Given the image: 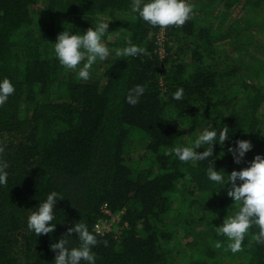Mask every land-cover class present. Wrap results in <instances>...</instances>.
<instances>
[{"label":"trees","instance_id":"trees-1","mask_svg":"<svg viewBox=\"0 0 264 264\" xmlns=\"http://www.w3.org/2000/svg\"><path fill=\"white\" fill-rule=\"evenodd\" d=\"M190 2L183 26L160 29L133 18L131 0H0V78L15 85L0 106L9 173L0 186V264H52L51 244L81 219L95 230L107 218L103 205L119 221L98 235L97 264H264L257 228L241 252L227 250L217 228L235 206L227 186L208 181L207 162L165 154L220 121L232 144L249 140L253 149L239 165L224 155L215 170L228 174L264 156V0ZM109 17L113 53L130 38L147 54H113L82 81L51 43L68 25L83 33ZM136 85L145 93L130 106L125 97ZM177 88L181 101L172 99ZM222 151L214 146L213 155ZM53 190L64 197L56 206L63 223L37 237L28 216Z\"/></svg>","mask_w":264,"mask_h":264},{"label":"clouds","instance_id":"clouds-1","mask_svg":"<svg viewBox=\"0 0 264 264\" xmlns=\"http://www.w3.org/2000/svg\"><path fill=\"white\" fill-rule=\"evenodd\" d=\"M129 14L139 18L147 25L166 29L171 26H183L194 14V6L190 0H131ZM111 18L99 19L85 32L79 30L72 34V26L65 28L56 38L53 53L61 66L73 71L82 81H88L95 65L106 61L111 55L116 57H138L147 54L144 47L126 39L125 46L113 50L109 48L105 37ZM123 30V29H121ZM126 31V30H123ZM115 32V31H114ZM112 33V32H111ZM15 93V85L9 78H0V106H4ZM145 93V88L136 85L130 89L125 102L136 106ZM184 98V89L177 88L172 99L181 101ZM178 114V113H177ZM176 114V118H177ZM203 124L194 138L188 143H177L165 154L174 156L180 162L196 165L207 162L206 176L208 181L219 187V191L227 186L226 195L233 202L235 211L227 215L218 227L219 234L227 243V250L233 254L243 250L245 237L250 235L253 228L258 231L252 235L257 244H264V156L257 154L248 163L247 167L233 170L226 174L225 170H215L214 163L224 155H230L234 164H241L247 153L252 151L253 144L249 140L232 141V130L220 123ZM181 125V129H187ZM227 144V147L225 148ZM214 146L225 149L219 153V158L213 155ZM202 149V151H197ZM0 147V153L3 152ZM7 162L0 160V186L7 184L9 173ZM64 197L53 190L46 194V198L35 207L27 219V228L37 237L49 235L55 231L57 222L56 206ZM76 241L70 239L72 234ZM99 232L90 230L85 220L75 222L67 229L58 242L51 244V251L55 253L52 264H97L94 249L98 245ZM217 247H222L217 242Z\"/></svg>","mask_w":264,"mask_h":264},{"label":"built area","instance_id":"built-area-1","mask_svg":"<svg viewBox=\"0 0 264 264\" xmlns=\"http://www.w3.org/2000/svg\"><path fill=\"white\" fill-rule=\"evenodd\" d=\"M159 40H163V30L159 33L158 36ZM163 50L161 49V52ZM162 54V53H160ZM104 215L107 216L106 219L99 220L95 226L94 229L99 232L100 235L107 234L112 231V224L117 223L119 221V218L117 216H114L113 214H110L109 210L107 208L103 209ZM126 226V224H125Z\"/></svg>","mask_w":264,"mask_h":264},{"label":"rangeland","instance_id":"rangeland-1","mask_svg":"<svg viewBox=\"0 0 264 264\" xmlns=\"http://www.w3.org/2000/svg\"><path fill=\"white\" fill-rule=\"evenodd\" d=\"M234 61V60H233ZM229 63H232V61H229ZM106 207V205H103L101 209L103 210Z\"/></svg>","mask_w":264,"mask_h":264}]
</instances>
